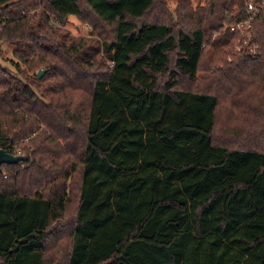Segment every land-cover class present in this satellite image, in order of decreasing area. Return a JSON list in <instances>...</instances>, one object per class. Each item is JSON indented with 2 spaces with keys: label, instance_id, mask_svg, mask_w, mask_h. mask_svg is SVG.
Here are the masks:
<instances>
[{
  "label": "trees",
  "instance_id": "1",
  "mask_svg": "<svg viewBox=\"0 0 264 264\" xmlns=\"http://www.w3.org/2000/svg\"><path fill=\"white\" fill-rule=\"evenodd\" d=\"M170 1L0 0V264H264V11Z\"/></svg>",
  "mask_w": 264,
  "mask_h": 264
},
{
  "label": "rangeland",
  "instance_id": "2",
  "mask_svg": "<svg viewBox=\"0 0 264 264\" xmlns=\"http://www.w3.org/2000/svg\"><path fill=\"white\" fill-rule=\"evenodd\" d=\"M181 0H171L169 2L168 5V11L172 14V16L175 19V11L177 9L178 3ZM191 1V5L193 8H196L197 5H204L206 3L207 0H190ZM55 26H57L58 24H54ZM228 28V26L224 27V30H226ZM223 30V31H224ZM64 31L68 32L72 38H74L76 41H80L82 39L85 40H94V41H98L96 36H93V31L92 28L89 25H84L82 22H80L77 18L75 17H70L68 20V24L67 26L64 28ZM245 38L247 39V41H251V35L250 33H248V36H245ZM102 44V41H101ZM242 45L241 42L237 41L235 44V51L236 52H240L242 51ZM254 51V49H253ZM233 57L231 55H228V60L232 61ZM15 59L13 57V48H11L10 46L7 45H2L0 43V63L3 64L5 67L9 68L10 70H12L13 72L16 71L14 63ZM107 65L110 66V63H108ZM25 143L22 142L21 144H19L20 148L22 149Z\"/></svg>",
  "mask_w": 264,
  "mask_h": 264
},
{
  "label": "built area",
  "instance_id": "3",
  "mask_svg": "<svg viewBox=\"0 0 264 264\" xmlns=\"http://www.w3.org/2000/svg\"><path fill=\"white\" fill-rule=\"evenodd\" d=\"M264 11V0H247L246 1V12L248 14V19L243 22H239L233 26H230L229 29L232 31H239L242 36H248L250 32L252 23L254 20ZM22 149H14V154L12 156L20 157L22 154Z\"/></svg>",
  "mask_w": 264,
  "mask_h": 264
},
{
  "label": "water",
  "instance_id": "4",
  "mask_svg": "<svg viewBox=\"0 0 264 264\" xmlns=\"http://www.w3.org/2000/svg\"><path fill=\"white\" fill-rule=\"evenodd\" d=\"M45 74V71L41 70L37 73L38 79H41L43 75ZM24 161V157H15L8 153H6L4 150L0 149V169L3 165H15L20 162Z\"/></svg>",
  "mask_w": 264,
  "mask_h": 264
}]
</instances>
